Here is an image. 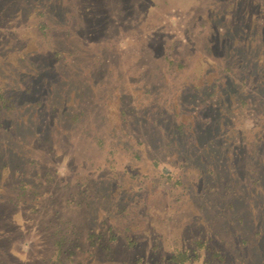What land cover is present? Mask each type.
I'll return each mask as SVG.
<instances>
[{"label": "rangeland", "instance_id": "rangeland-1", "mask_svg": "<svg viewBox=\"0 0 264 264\" xmlns=\"http://www.w3.org/2000/svg\"><path fill=\"white\" fill-rule=\"evenodd\" d=\"M263 52L264 0H0V253L264 264Z\"/></svg>", "mask_w": 264, "mask_h": 264}, {"label": "trees", "instance_id": "trees-1", "mask_svg": "<svg viewBox=\"0 0 264 264\" xmlns=\"http://www.w3.org/2000/svg\"><path fill=\"white\" fill-rule=\"evenodd\" d=\"M225 33H226V29H225ZM261 55H262V59L264 60V52ZM255 59H256V57H255ZM259 67L263 69L262 71H264L263 65H260ZM262 71H260L259 74H261ZM244 81H246V80H244ZM240 84L242 87H246V82H243L240 80ZM5 167H7V164H2L0 166V170H5L6 169ZM85 206H89V204L86 203ZM57 215H58V212L56 211L52 217H57ZM22 262L23 261L21 260V258H19V256L16 255L15 253H13L12 251H9V252L4 251L3 253H0V264H26V263H22Z\"/></svg>", "mask_w": 264, "mask_h": 264}]
</instances>
